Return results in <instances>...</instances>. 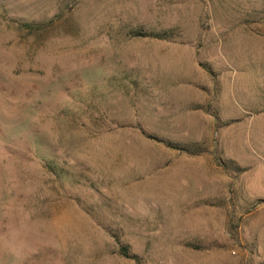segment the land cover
Here are the masks:
<instances>
[{
  "label": "rangeland",
  "instance_id": "obj_1",
  "mask_svg": "<svg viewBox=\"0 0 264 264\" xmlns=\"http://www.w3.org/2000/svg\"><path fill=\"white\" fill-rule=\"evenodd\" d=\"M0 264H264V0H0Z\"/></svg>",
  "mask_w": 264,
  "mask_h": 264
},
{
  "label": "trees",
  "instance_id": "obj_2",
  "mask_svg": "<svg viewBox=\"0 0 264 264\" xmlns=\"http://www.w3.org/2000/svg\"><path fill=\"white\" fill-rule=\"evenodd\" d=\"M121 251L119 252L120 253V256H122L123 258L125 259H129V260H133L134 257L130 256L127 254L125 248H122L120 249Z\"/></svg>",
  "mask_w": 264,
  "mask_h": 264
},
{
  "label": "crops",
  "instance_id": "obj_3",
  "mask_svg": "<svg viewBox=\"0 0 264 264\" xmlns=\"http://www.w3.org/2000/svg\"><path fill=\"white\" fill-rule=\"evenodd\" d=\"M177 122H178V123H183V119H182V118L178 119V117H177ZM186 123H187V124H190V122H186ZM188 127L192 128L191 125H188Z\"/></svg>",
  "mask_w": 264,
  "mask_h": 264
}]
</instances>
